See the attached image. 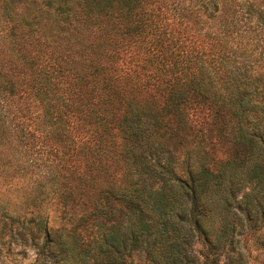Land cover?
<instances>
[{
    "label": "trees",
    "instance_id": "1",
    "mask_svg": "<svg viewBox=\"0 0 264 264\" xmlns=\"http://www.w3.org/2000/svg\"><path fill=\"white\" fill-rule=\"evenodd\" d=\"M240 193L264 0H0V264H219Z\"/></svg>",
    "mask_w": 264,
    "mask_h": 264
},
{
    "label": "rangeland",
    "instance_id": "2",
    "mask_svg": "<svg viewBox=\"0 0 264 264\" xmlns=\"http://www.w3.org/2000/svg\"><path fill=\"white\" fill-rule=\"evenodd\" d=\"M234 205L240 207L236 209L237 215L232 231V240H227L225 245L217 250L216 257L219 264H264V217L254 209L248 214L245 198L242 193L237 194ZM251 209V205H249ZM247 213V215H246ZM232 221V216H228ZM197 251L192 254L195 264H211L204 261V257L199 252L200 245H196ZM30 261L24 259L22 264Z\"/></svg>",
    "mask_w": 264,
    "mask_h": 264
}]
</instances>
